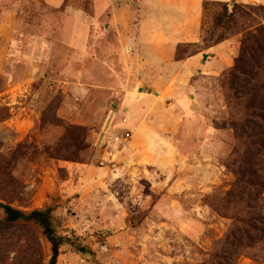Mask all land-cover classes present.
<instances>
[{"label":"rangeland","instance_id":"obj_1","mask_svg":"<svg viewBox=\"0 0 264 264\" xmlns=\"http://www.w3.org/2000/svg\"><path fill=\"white\" fill-rule=\"evenodd\" d=\"M126 4L136 8L137 0H0V201L26 211L56 204L57 231L78 235L102 264H212L237 223L228 215L254 217L264 229V171L252 176L249 165H241L254 183L248 187L254 205L249 214L238 196L234 206L228 203L242 157L232 128L235 100L226 97L218 78L199 97L200 114L164 134L168 141L161 150L123 151L133 137L114 135L132 133L135 122L123 124V113L116 122L113 111H123V92L110 85L124 71L119 60L111 61L120 59L114 50L130 20ZM228 6L231 12L234 2ZM221 10L220 2L203 10L204 31L212 30ZM69 31L89 32L88 54L73 47ZM53 114L89 130L90 146L80 161L48 154L63 134L50 120ZM160 136L149 146L162 142ZM254 243L236 264H264V241ZM50 256L36 224H8L0 210V264H48ZM57 264L94 263L64 245Z\"/></svg>","mask_w":264,"mask_h":264},{"label":"crops","instance_id":"obj_2","mask_svg":"<svg viewBox=\"0 0 264 264\" xmlns=\"http://www.w3.org/2000/svg\"><path fill=\"white\" fill-rule=\"evenodd\" d=\"M203 1L137 0L136 8L126 4L130 20L126 21L120 48L114 50L120 59L111 61L117 65L119 60L124 71L116 72L110 85L115 91L123 92V97H119L123 101V111H113L117 116L116 122L119 121V113L126 115L123 124H128L131 118L135 122L131 133L133 138L123 151L161 150L168 141L164 134L178 132L186 119L192 120L200 114L202 102L199 97L206 92L207 84L211 85L214 79L234 65L239 52V35L185 59H176L179 43L203 40ZM235 1L246 3L249 0ZM113 5L110 1L109 6ZM112 13L116 20V8ZM68 34L73 47L88 54L89 32L69 31ZM236 41L237 46H232ZM100 84L101 88L107 86ZM164 120L167 121L165 126L154 131L153 126ZM155 134L163 135L160 136L162 142L157 139L158 143L149 146Z\"/></svg>","mask_w":264,"mask_h":264},{"label":"trees","instance_id":"obj_3","mask_svg":"<svg viewBox=\"0 0 264 264\" xmlns=\"http://www.w3.org/2000/svg\"><path fill=\"white\" fill-rule=\"evenodd\" d=\"M230 1L234 2V9L231 12L228 8ZM217 2L221 3L222 10L215 15L212 30L204 31V27L202 28L203 43H179L176 47V59H185L242 34L234 65L227 68L217 80L225 88L226 97H233L235 100L230 101V107L238 110V117L233 122L232 128L235 130L237 153L241 155L242 162L236 170L234 169L237 179L233 190L228 193V203L234 206V203H238L235 200L238 196L239 205H244L246 214H249L250 207L254 205L248 187H253L254 183L244 176L245 171L241 170V165H249L248 173L252 176L264 171V5H240L235 0H204L203 10ZM6 9L10 12L14 11L13 5H8ZM260 11L262 15H259ZM231 27L235 29H230ZM218 29H223L224 32L221 31L217 35ZM51 107L49 105L48 109ZM46 120L48 118L44 115L43 121ZM50 120L63 128L62 136L48 152L50 157L80 161V154L90 146L87 127L83 124L66 123L56 114H53ZM0 176H2L1 166ZM0 196L5 197L1 195V191ZM246 197L249 201L245 199ZM56 207V204H48L42 208L26 211L9 202L0 201V210L4 213L6 223H34L41 229L50 243L51 256L48 264L58 263L64 245H70L82 256L91 257L94 264H102L95 257V250L84 243L78 235L60 234L57 231L53 219ZM227 217H235L237 223L220 243L222 246L220 250L213 253L212 264H219V259H222V264H236L242 250L254 248L255 241H264V229L254 223V217L237 218L235 215ZM238 223H242L241 226H238Z\"/></svg>","mask_w":264,"mask_h":264},{"label":"built area","instance_id":"obj_4","mask_svg":"<svg viewBox=\"0 0 264 264\" xmlns=\"http://www.w3.org/2000/svg\"><path fill=\"white\" fill-rule=\"evenodd\" d=\"M132 137V134L130 131H123V133H121V135L119 134H116L114 135V140H124V141H127L128 139H130Z\"/></svg>","mask_w":264,"mask_h":264},{"label":"water","instance_id":"obj_5","mask_svg":"<svg viewBox=\"0 0 264 264\" xmlns=\"http://www.w3.org/2000/svg\"><path fill=\"white\" fill-rule=\"evenodd\" d=\"M231 5V4H230Z\"/></svg>","mask_w":264,"mask_h":264}]
</instances>
